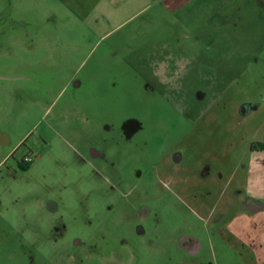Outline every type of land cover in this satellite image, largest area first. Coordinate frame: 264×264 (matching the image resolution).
<instances>
[{"label": "rangeland", "instance_id": "obj_1", "mask_svg": "<svg viewBox=\"0 0 264 264\" xmlns=\"http://www.w3.org/2000/svg\"><path fill=\"white\" fill-rule=\"evenodd\" d=\"M113 6L0 0V264H264V211L198 208L264 141V1Z\"/></svg>", "mask_w": 264, "mask_h": 264}, {"label": "crops", "instance_id": "obj_2", "mask_svg": "<svg viewBox=\"0 0 264 264\" xmlns=\"http://www.w3.org/2000/svg\"><path fill=\"white\" fill-rule=\"evenodd\" d=\"M152 1L155 0H100V4L108 8H115L113 5L116 4L120 6L118 10L111 12L108 11V17L115 19L121 18V16L124 17L125 15L129 19L140 13L144 8L148 7L149 3ZM117 2H121V4ZM249 164L246 182L243 185H239V183L235 185V188H240V191L232 193L227 199H225L226 201L224 203L223 199L226 197L227 192L222 194V201H220L217 210L212 206L206 208L203 204L198 205L199 210H204L205 208L204 219H206L209 225L213 223L216 229H220L224 223L223 217L235 209H240L243 212H252L254 214H260L261 211H264V147L252 151ZM248 199L257 203V209L250 211L245 207V203Z\"/></svg>", "mask_w": 264, "mask_h": 264}, {"label": "flooded vegetation", "instance_id": "obj_3", "mask_svg": "<svg viewBox=\"0 0 264 264\" xmlns=\"http://www.w3.org/2000/svg\"><path fill=\"white\" fill-rule=\"evenodd\" d=\"M246 106H248V105H245V108H246ZM6 141H7V136L5 134H3L2 132H0V144L5 145L7 143ZM169 158H171L170 161L174 164L180 162L179 155L175 152H172L170 154ZM24 164L25 165L28 164L25 162V158L20 162V166L24 165ZM203 205L206 208L211 207L209 204H207V205L203 204ZM219 205H220V201L217 202L216 204H214L212 207L215 208V210H217ZM245 207L248 208L250 211H254L255 209H257V203H255V201H253L251 199H248L245 203ZM47 209L51 213H54L58 210V206L54 202H49L47 205ZM146 217H147V213L143 212V214L140 215V218L143 220H145ZM178 246L189 257H196L197 255L202 253V250H203V243H202L201 239H199L195 236H191V235H184V236L180 237L178 239Z\"/></svg>", "mask_w": 264, "mask_h": 264}, {"label": "trees", "instance_id": "obj_4", "mask_svg": "<svg viewBox=\"0 0 264 264\" xmlns=\"http://www.w3.org/2000/svg\"><path fill=\"white\" fill-rule=\"evenodd\" d=\"M260 146H261V148H262V147H264V144H260ZM251 149H252V151L258 150V149L256 148V144H253L252 147H251ZM30 165H31V164H26V165L24 164V165H21L20 168H21L22 170H26V169H28V168L30 167Z\"/></svg>", "mask_w": 264, "mask_h": 264}, {"label": "built area", "instance_id": "obj_5", "mask_svg": "<svg viewBox=\"0 0 264 264\" xmlns=\"http://www.w3.org/2000/svg\"><path fill=\"white\" fill-rule=\"evenodd\" d=\"M25 162L28 163V164H31V163L34 162V160L31 157H26L25 158Z\"/></svg>", "mask_w": 264, "mask_h": 264}]
</instances>
